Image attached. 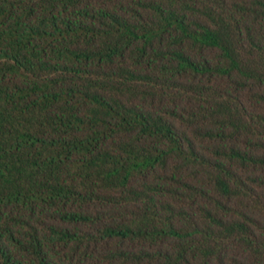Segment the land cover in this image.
I'll return each mask as SVG.
<instances>
[{"label": "trees", "instance_id": "obj_1", "mask_svg": "<svg viewBox=\"0 0 264 264\" xmlns=\"http://www.w3.org/2000/svg\"><path fill=\"white\" fill-rule=\"evenodd\" d=\"M0 264H264V0H0Z\"/></svg>", "mask_w": 264, "mask_h": 264}]
</instances>
